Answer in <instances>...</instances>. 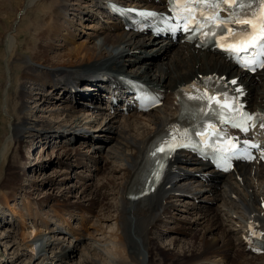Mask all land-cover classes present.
<instances>
[{"label":"bare ground","instance_id":"6f19581e","mask_svg":"<svg viewBox=\"0 0 264 264\" xmlns=\"http://www.w3.org/2000/svg\"><path fill=\"white\" fill-rule=\"evenodd\" d=\"M9 1L1 0L6 8L4 12L10 9ZM11 1L12 4L14 3L13 5H17L16 10H19L34 0ZM118 1L125 2L127 0ZM133 3L140 6H159V3L151 4L147 0H133ZM32 9L30 7L29 13ZM39 9L37 21L23 27L25 30L23 32L24 36L28 38L29 42H27L28 46L24 52L31 53L32 60H25L24 53L17 49L18 51L14 52L13 61L10 63V77L12 79L13 76L11 82L15 85V89L10 94L8 106L9 112L14 116V121L10 124L11 128L0 130V143L5 141V147L0 150V188L12 190L22 186L24 193L29 197L34 194V191L40 190L44 183L48 184V181L44 178L38 180L34 176L31 180L32 185L27 184L28 186H26L23 184L27 179L26 176L20 174L22 161L16 160L14 156L12 157L14 151L21 152L22 150L21 143H19L20 145L16 150L13 148L15 144L13 146L12 144L15 140L18 141L19 138L25 137L30 129H36V132L42 133L38 138H46V140L44 139V146L50 145L52 135H59L62 138H65L64 135H71V140L69 138L66 140L68 142H71L72 139L76 141V138H83L84 140L89 139L93 134H89L88 130L80 129H84L86 124L92 126L93 123H97L100 115H102L103 126L98 128V132L107 135L108 140L116 145L113 149L121 152L128 164H117V167L113 168L112 171H117L119 174L110 177L114 179L112 182V179L108 178L107 182H101L102 186L99 187L90 186L91 183L88 182L80 184L82 195L79 200L73 202L68 198L62 201L59 199V202H56L57 196L48 193L42 199L37 198L40 203L47 204V202L53 201L55 208H82L91 214L98 213V216L116 217L119 230L125 236L127 242L128 255L131 257L129 264H136L135 259L139 258L141 254H143L142 261H146V264H194L211 254L220 255L221 259L229 264H264V255L258 257L248 256L249 253L245 252V247L235 237L236 230L233 229L238 224H233L230 220L231 210L235 202L246 206L247 212L251 213L249 218L264 219V166L261 164H243L236 167L237 173L220 174L200 160L187 154H180L171 163L170 176L178 175L179 172L182 173L181 177L198 174V177L201 176L198 179L201 188L198 190L205 189V193L198 196L192 194L195 196V200L191 199L192 201L183 203V207L177 203L176 198H186L188 196L177 195L175 193L177 189L174 188L175 184L164 190L165 192L162 194H150L137 199L127 197V193L135 186L142 171L144 153L148 149L151 140L180 114V94L175 90L177 86L202 75H225L228 78L237 76L238 83L244 84L247 89L246 99L248 104H251L253 109L264 108V69L255 75L243 74L233 64L226 62L223 57L212 52L195 49L186 44H176L165 38H151L148 34L125 31L120 20L117 19L101 22L98 19L99 14L106 12L103 0H49L48 3L46 0H41ZM68 10L72 11L71 15L74 18L78 17L79 20L92 17L98 19L99 24L102 26L93 33L96 39L95 45L94 47H90L88 44L74 45L77 33L67 31V33L59 36L63 41L62 43L65 42L60 44L63 47L61 56L51 55L52 49L56 47L53 41L58 37V34L65 31V29L69 30L68 26L65 27L64 24V22L69 21L65 19V14H62L63 11ZM44 15L45 19L41 21ZM48 18L52 21L48 22ZM3 28L0 27V40L9 43L8 34ZM33 28L35 32L31 33L30 29ZM151 57L153 58L151 59ZM17 63L19 64L15 65ZM116 73L138 78L161 90L165 96L164 104L152 111L142 114L129 113L128 116L118 112L115 114L109 113L104 106H96L95 104L90 107L93 109H89L83 115L79 114V116L74 113L77 107L83 108L84 104L89 105L100 96L101 90L104 89L102 86L105 85L104 78L106 74ZM88 74H94L91 79H95V81H92L94 82L91 84L92 87L84 90V96L81 95L86 99L84 103H82L81 97L77 95L71 98L64 95L57 98L58 96L54 95L51 102H49L50 92L54 86L55 90L60 85H78ZM83 84V88H85L87 82H83ZM49 88L50 90H48ZM44 103H51L54 107L51 106V109L53 108L56 112L62 110L65 116L71 117V119L74 118L75 122L73 124L65 126L66 132L60 130L63 125L59 124L57 126L48 121L39 120L36 125H31L33 116H37L38 109L36 112L33 111L34 109L26 112L25 108L30 104H36L35 108H37ZM95 108L98 110L97 115L94 113L96 112L94 111ZM103 108L106 110L105 112H102ZM84 121L86 122L84 123ZM63 131L64 133H62ZM109 138H112V141ZM122 147L126 150H121ZM67 148L64 153L58 154L61 159L67 157L70 150H74L73 148ZM78 149L76 158L64 162L68 169L74 166L90 171V162L98 163V160H101L99 154H97L100 149L91 152H82ZM62 154H65V156ZM114 156L117 157V155ZM11 157L12 159H10ZM21 159L27 161L25 157H21ZM37 167L41 169L39 164ZM103 167L105 169L106 165L104 164ZM68 172L69 170H66V173ZM54 175L56 179L61 176L58 171ZM80 176L81 180L84 179L83 181L90 179L89 174H80ZM70 177L68 176V178ZM48 185L50 186V184ZM29 188L33 190L29 191ZM108 195L114 197L116 203L107 202ZM202 195H208L206 197L211 198L213 200L212 204H215V206L205 210V205H202V203L206 202V199L202 200L201 198H204ZM64 196L67 197L68 195L65 194L61 197ZM199 196L203 201L202 203L199 200L197 201ZM85 201L88 204H85ZM221 201L224 205L223 208L219 207ZM8 207L13 212L16 211L14 207ZM172 209L174 211L170 212ZM175 211L177 213H174ZM178 212H183V214L180 213V219H185L189 225L186 226V223L182 220L180 222L175 220L179 216ZM24 213L26 211L22 215ZM171 213L174 214V217L171 216ZM101 220H106V218ZM83 225V229L88 230L87 223ZM174 225L180 226L181 229H174ZM192 225L193 230H191ZM195 225L204 227L201 230L200 227L198 228ZM163 228H167L169 231L163 234L161 231ZM170 229H173L172 232L174 233L167 235V233H170ZM160 232L162 235H160ZM166 235L167 239L169 237L168 243L170 244L164 246L165 243L162 244L160 240H162L161 236L165 238ZM14 236V234H7L2 239L0 238V244L4 243L3 245L8 251L15 248L17 238ZM62 242L60 243L58 238L48 240L41 253L44 252V255H46L48 251H52L51 256L56 260V263L64 258L68 259L71 253L69 246L71 245H64V242ZM182 243H185V249H190V254L178 253V246ZM92 249L95 251V248H91V252H93ZM95 252L93 253L97 255V250ZM12 254L13 257L7 259L9 261L7 264H18V261L24 255L23 253L19 254V251L16 253V249ZM44 259V261H47L46 264L50 263L47 256H44ZM85 264H96V262L92 258L88 259Z\"/></svg>","mask_w":264,"mask_h":264},{"label":"rangeland","instance_id":"374dc122","mask_svg":"<svg viewBox=\"0 0 264 264\" xmlns=\"http://www.w3.org/2000/svg\"><path fill=\"white\" fill-rule=\"evenodd\" d=\"M46 2L48 3L49 0H46ZM13 4H12V1L10 0L8 2L10 9L8 11L4 12V10H6V8L3 6V4L1 3V0H0V17H1L0 18V27L1 28L5 27L3 29L6 30V32H7L6 34H8V37H9V43H5L4 40H0V74H1L0 75V130L2 128H11L10 124H11V122L14 121V116H12L11 113L9 112V106H8L10 94L15 89V85H13V82H11V80H13V76L11 75L12 76V79H11L10 69H9L10 63L13 61L12 56H13V54L16 53V50L19 49L20 52L22 51V53H24L25 60L26 59L32 60V58H31L32 54L28 53L30 55L29 56L27 53L24 52L26 47L28 46V44H27L28 38L24 36L23 32H25V30L23 27L29 25L32 22L35 23L37 21L38 15L40 12L39 7L41 6V0H34L32 3H29V5L27 4L24 8L22 7L19 10H16L15 7H17V5H13ZM30 4H31V6H30ZM34 5H35V7H33ZM30 7L33 9L29 13ZM70 10L65 11V12L63 11V13H62L63 15L65 14L64 15L65 19L69 21V22H64L65 27L68 26L69 30L65 29V31H62L61 33L58 34V37L53 41V42H55L54 46H56V47H54L52 49L51 55L61 56V52H62L61 49H63V47H61L62 45H60V44L63 41L59 36L67 33V31L68 32L71 31L75 34L77 33V35H76L77 37H75V39H74L75 40L74 45L75 44L76 45L88 44V45H90V47H94V45H95L96 39L94 38L93 33H95L97 28H100L102 26L101 24H99L98 19H96L95 17H92L89 19L86 18V19H80L79 20L78 17L74 18L73 15H71L72 11H70ZM43 19H45V15L41 19V21ZM94 19H96V20H94ZM51 21L52 20L50 18H48V22H51ZM106 21H109V20H106ZM30 30H31V33L35 32L34 28L30 29ZM29 36H31V35H29ZM64 43H62V44H64ZM10 54H12V55L9 58ZM152 58L153 57H151V59ZM18 64L19 63L15 64V65H18ZM48 90H50V88ZM53 93H55V94H53ZM57 94H58L57 92L52 90L50 92L51 97L49 98V102H51L54 95L58 96ZM78 96L81 97L82 103H84V101H86V99L83 97L84 95L83 96L78 95ZM57 98H60V97H57ZM83 98H84V100H82ZM56 100H59V99H56ZM95 105L99 106V104H96V103H95ZM51 106L53 107V104L44 103L40 107H37V108H35L36 104H30L28 107H26L25 108L26 112L30 109H34L33 111L36 112L38 109V111L36 112L37 116H35V115L33 116V120H32L33 122H31V125L32 126L36 125L39 120L44 121V122L48 121V122L53 123L57 126L59 124L63 125L64 127L62 126L60 129L62 131V130H65V126H69L70 124H73L75 122V120H73L74 118L71 119V117L65 116L64 113L62 112V110H58V112H56L55 110H53L54 107L51 109ZM89 109L91 110L93 108L84 107V106H83V108L77 107L76 111L74 113L78 114V115L79 114L83 115V113L88 112ZM103 110H104V108H103ZM103 110H102V112L106 111V110H104V111ZM94 111H96L94 113L97 115V113H98L97 108H95ZM101 117H102V115H100L97 123H93L92 126H91V124H86V125H84L85 126L84 129L83 128L80 129V130H88L89 134H91V135L93 134L89 139L87 138V139L83 140V138L82 139L76 138V141H75V139H72L71 142H68L66 140H67V138H69L71 140V138H72L71 135H68V134H67V136L64 135L65 138H62L59 135H52V138L49 136V139L51 138L50 145L44 146V141L46 140V138L44 137L45 140L38 138L39 136H41L42 133L39 131L36 132V129L35 130L30 129L29 130L30 132L26 133L25 137L19 138V140H18L19 142L16 140L14 141L12 146L15 144L13 146V148L15 150L20 145L19 143L22 144V150H21V152L19 151L20 154L18 151H14L12 153V157L14 156L16 158V160L22 161L20 174L22 176L23 175L26 176L25 178L27 179V180H25V182L23 184H25L26 186H28L27 184H29V186L32 185L31 180H32L33 176H34V178H36L38 180H42L44 178L45 180L48 181V184H50V186H49L48 184L44 183V185H42L40 187L41 188L40 190L34 191V194L32 195V197L35 196V199H37V198L42 199L43 196L50 193V194L57 196L56 202H59V199H60V201H62V200H67L68 198L74 202L76 200H79L81 195H82L80 184H82L83 182H88L89 184L91 183L90 186H94V187L102 186V183L107 182L108 178H110L112 175H117V173H118L117 171H114V172L112 171L113 165L115 167L116 164H118V163H122V165L127 164L125 157L121 156L120 160H119V158L115 159L114 157H111L110 151H112L111 150L112 143L109 142V140L104 141V139H108L107 135L101 134L100 132H98V130H99L98 128L103 126L102 125L103 121H102ZM99 121H100V123H99ZM85 122L86 121H84V123ZM66 131L67 130H65V132ZM74 132H76V131H74ZM62 133H64V131ZM84 133H87V132H84ZM10 134H11V132H10ZM73 137L75 138L76 136H73ZM109 139H111V141H112V138H109ZM61 140H63V141L61 142ZM4 143H5V141L0 143V150H2L3 147H5ZM65 146L68 148H73L74 150H70V154H68V156L65 157L64 159H61L58 154L59 153L61 154V152L64 153V150H66ZM77 149L82 150V152H87V151L91 152V151H94L96 149L97 150L100 149L97 152V154H100V156L103 158L106 157L107 160H111V167L107 170L105 169V171L104 170L100 171L98 169V170H96L97 171V173H96L95 168H94V167H96V165H92V163L90 162V165H92L91 169L95 171L94 172L95 175H94V177L90 176V179H86L85 181H83V179L81 180V178L78 176L79 174L85 175L87 173L86 175H88L91 173V171L87 172L85 168L82 169V167H74V166H72L70 169H68L66 163H64V162H66V160L69 159L68 161H71L70 159L76 158L78 156V153L76 152ZM125 150H126V148H125ZM62 155L65 156V154H62ZM12 157L10 159H12ZM21 157H25L27 159V161H25L24 159H21ZM101 161L102 160H98V163L100 164ZM98 163L93 162V164H98ZM38 164L41 166V169H39L37 167ZM66 170H69V172L66 173ZM56 171L60 172V175H61L59 178L57 177V179L55 178V175L53 176V174H55ZM68 176H71V177L68 178ZM171 176H172V178H174L175 174L171 175ZM200 177H198V176L195 177L194 174H191L190 176H187V177H184V176L183 177H177L176 181L173 183V184H175L174 188L177 190H181L183 192L185 191L186 193H188V194H186L187 196H190L192 194L198 196L199 194L205 193L204 192L205 189H201V191L198 190L201 188L199 183H198V179H200ZM2 178H3V176H2ZM104 178H105V180H104ZM172 178L170 180H172ZM110 179H112L111 182L114 180L113 178H110ZM110 179H109V181H110ZM170 180H168V181H170ZM88 183H85V184H88ZM166 184H168V183H165L160 188L162 191L158 192V194H162L165 192L164 190H166V189H164L163 187ZM169 188H171V186ZM17 189L23 190V187L21 186V187L12 189V190L0 188V219L8 220L7 223H3L2 225H0V238L2 239L3 236H6L7 234H14L15 235L14 237L17 238L16 245L14 246L15 248H13L9 251L3 245L4 244L3 242H2L3 244H0V264L9 263V261H7V259H9L10 257H13L12 253H14V249H16V253H17V251H19V254H22V253L24 254L23 257L20 259V261H18V264H35V263L36 264H46L47 261H44L45 260L44 256L45 257L47 256L48 260L50 261V263H48V264H85L88 259H92V258H93V260H95L96 264H122L125 261L131 262V259L128 257L129 251H128V247H127V242L125 243L126 239L124 240L123 243L118 241L119 238L122 241V238L120 235L121 231L118 229L119 225H118V221H116V217L115 218H109V217H105L103 215V217L99 216V221H98L97 216L91 215V213H89L85 209L73 208V207L72 208L71 207H66V208L63 207V209L61 210V213H62L61 216L59 218H56V217H54V213L52 211L53 209H57L53 205V201L47 202V204L46 203L40 204L34 198L27 197L23 192H21L20 190H17ZM31 190H33V189L29 188V191H31ZM198 191H200V192H198ZM65 194L68 196L67 197H65V196L61 197L62 195H65ZM202 196L204 198H201V199L202 200L206 199L205 200L206 202H203L200 199V196L197 199V201L199 200L200 203L203 202L202 205L203 204L205 205V210H208L210 207L215 206V204H212L213 200H211V198H207L208 195H205V196L202 195ZM176 199L178 201L177 203L181 207H183L182 206L183 203H185L187 201L190 202L194 198H190V197L189 198L188 197L183 198V197H181V198H176ZM107 202H110V203L115 202L116 203L115 198L112 197L111 195L110 196L108 195ZM85 204H88V202L85 201ZM229 204H231V203H229ZM8 206L14 207L16 211L13 212L11 210V208ZM223 206L224 205L221 201L219 203V207L223 208ZM23 209H24V211H23ZM25 211H26V213H24V215H22L23 212H25ZM173 211H174V209H172L170 212H173ZM247 211L248 210L245 206L244 213H246V214L244 216H246V217L243 219L244 221L246 219H248L251 215V213H248ZM183 212H180V213L183 214ZM8 213L10 216H8ZM31 213H32V215H31ZM174 213H177V211H175ZM180 213L178 212L179 216L175 220L179 221V222L182 220L184 223H186V226L189 225L185 219H183V218L180 219V217H181ZM112 214H114V213H112ZM30 215L32 217L31 221L28 220V217ZM171 216L174 217V214L171 213ZM80 217H85V219L87 220V223L89 224L88 230H84L83 229L84 225H81V223H79ZM102 218H106V220H101ZM231 218H232V216L230 217V220H231ZM23 220H25V221H23ZM237 221L235 223L233 222V224L239 225L242 223V220H237ZM195 226L198 228L200 227L201 230L204 227L201 225H198V226L195 225ZM173 228L174 229L175 228L181 229V227L177 226V225H174ZM166 229H164V228L161 229L163 234L165 232L169 231L168 229L167 230ZM193 229L194 228L192 225L191 230H193ZM172 231H174V230L170 229V233L169 234L167 233V235L173 234L174 232H172ZM181 232H183V231H181ZM162 233L160 232V235H162ZM167 235L165 236V238H164V236H161L162 240H160V242L162 244L165 243L164 246H166V244L167 245L170 244V243H168L169 237H168V239L166 238ZM56 238H58L60 243L63 241L64 243L63 242L62 243L64 245H69V244L71 245V246H69V248L71 249L70 250V252H71L70 257H68V259L64 258L62 261L57 262V263H56V260L51 256L52 251L51 252L48 251L46 255H44V252L41 253L42 250L44 249L47 241L50 239L52 240V239H56ZM1 239H0V243H1ZM166 239H167V241H166ZM184 244L185 243H182L180 246H178L177 251H178V253L188 255L191 253V251L189 248L185 249L186 247ZM75 246L78 249V251L75 248ZM91 248H95V251L97 250L98 254L96 255L95 254L96 252L93 249L92 250L95 253L91 252ZM127 251H128V253H127ZM75 254H76V256H75ZM86 256H87V259H86ZM139 257H142V255ZM250 257H252V256H250ZM83 259L84 260L86 259V260L84 261ZM219 259H221L220 255L211 254L207 258L200 260V262H198V264H213L214 260H219ZM136 260L138 261L139 259L137 258ZM139 264H141V261H139Z\"/></svg>","mask_w":264,"mask_h":264},{"label":"snow or ice","instance_id":"6c2138e0","mask_svg":"<svg viewBox=\"0 0 264 264\" xmlns=\"http://www.w3.org/2000/svg\"><path fill=\"white\" fill-rule=\"evenodd\" d=\"M225 2H228V0H225ZM247 23H250V21H248ZM262 29H264V25H262ZM251 119V117H249Z\"/></svg>","mask_w":264,"mask_h":264}]
</instances>
